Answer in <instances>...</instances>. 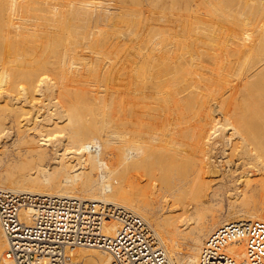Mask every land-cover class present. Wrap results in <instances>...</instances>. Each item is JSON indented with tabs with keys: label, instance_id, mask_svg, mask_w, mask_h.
Listing matches in <instances>:
<instances>
[{
	"label": "bare ground",
	"instance_id": "1",
	"mask_svg": "<svg viewBox=\"0 0 264 264\" xmlns=\"http://www.w3.org/2000/svg\"><path fill=\"white\" fill-rule=\"evenodd\" d=\"M79 48L116 61L88 62ZM81 63L115 91L83 86ZM235 157L242 172L228 168ZM3 189L130 210L167 264H197L233 211L235 222L264 221L262 0H0ZM118 225L106 221L104 234ZM6 248L0 224V260ZM227 249L247 264L242 237ZM68 255L117 264L98 244Z\"/></svg>",
	"mask_w": 264,
	"mask_h": 264
},
{
	"label": "built area",
	"instance_id": "2",
	"mask_svg": "<svg viewBox=\"0 0 264 264\" xmlns=\"http://www.w3.org/2000/svg\"><path fill=\"white\" fill-rule=\"evenodd\" d=\"M119 225L113 236L106 221ZM0 224L7 240L0 264H67L80 245L110 249L117 264H167L164 248L153 239L141 216L101 201L0 190ZM243 238L247 264H264V221L233 222L205 241L197 264H241L227 246Z\"/></svg>",
	"mask_w": 264,
	"mask_h": 264
},
{
	"label": "rangeland",
	"instance_id": "3",
	"mask_svg": "<svg viewBox=\"0 0 264 264\" xmlns=\"http://www.w3.org/2000/svg\"><path fill=\"white\" fill-rule=\"evenodd\" d=\"M165 1V0H164ZM262 2H263V6H264V0H262ZM159 10V9H158ZM73 44V43H72ZM75 46H78V45H75ZM74 46V47H75ZM78 48V47H77ZM76 48V49H77ZM80 49V48H79ZM82 49H80L79 50V53L81 52V54H82V58H84L86 61H88V62H91L92 60L94 61L95 59L97 60H99V62L102 64L103 62L104 63H106L107 65H109V64H114V62L116 61V54H117V52H113L112 53V55L114 56L113 58L111 57L112 55H110V57H108V56H105V55H101V56H103L102 58H104L103 60H102V58H97L98 56H96V54L95 53H93L94 51H92V53L90 52L91 51V49L90 48H85V50L83 49V51H81ZM89 50V51H88ZM114 50V49H113ZM86 51V52H85ZM90 54H89V53ZM80 54V55H81ZM85 54V55H84ZM89 57H88V56ZM76 57H77V59L75 58L74 60L76 61V63H78V62H81V61H84L85 62V60L83 59V60H81L80 58L81 57H79V56H77V55H75ZM86 57V58H85ZM88 57V58H87ZM110 58V60L111 59H113V60H109V59H107V58ZM107 59V60H106ZM102 60V61H101ZM106 62H105V61ZM110 61V62H109ZM109 63V64H108ZM105 64V65H106ZM82 65V63L81 64H77L76 65V67H74V69L75 70H77L78 68H79V71H80V77L79 78H82L81 79V82L83 83V86H86V87H89L90 89L92 88V89H94V90H96V88H102L103 90H105V91H110L111 92V89H112V91H115V90H113V89H115V87L114 88H112L113 87V83H110V82H108L107 80L105 81V80H101L100 79V77H98V75H96V73L95 72H90L89 70H87L85 67H82L81 66ZM80 68H81V70H80ZM85 68V69H84ZM85 73V74H84ZM88 75V76H87ZM83 76H84V78H83ZM95 80V81H94ZM86 82V83H85ZM88 82V83H87ZM99 82V83H98ZM109 83V85H107L108 83ZM102 83V84H101ZM87 84V85H86ZM97 84V85H96ZM102 85V86H100V85ZM105 85H106V87H105ZM110 85L112 86V87H110ZM98 86V87H97ZM109 86V87H108ZM115 86V85H114ZM104 87L106 88V89H104ZM110 88V89H109ZM86 90V88H84L81 92H82V95H83V97H84V99H86L87 97L86 96H88V92H86L85 91ZM83 91H84V93L86 94H84L83 93ZM85 95V96H84ZM114 98V96L113 97H110V100H108V101H106V103H104V104H107V106H108V108H109V111H111V112H113V111H116L118 108H116V106L118 105V104H115V106H113L114 105V102H115V99H113ZM88 99V98H87ZM117 100V99H116ZM83 101V102H82ZM89 100H87V102H88ZM79 102H81L85 107H87V105H88V103H85V100H80ZM107 102H113V104H109V103H107ZM109 104V105H108ZM103 107H104V111H105V114L107 113V115H111V112H109L108 111V108L105 106V105H103ZM115 107V108H114ZM105 108H106V110H105ZM118 111V110H117ZM87 112V111H86ZM109 112V113H108ZM83 114V113H82ZM113 114V113H112ZM116 114V113H115ZM109 115V116H110ZM114 115V114H113ZM113 115H111V117L113 116ZM117 115V114H116ZM83 116V115H82ZM86 116H83V118H85ZM114 117V116H113ZM116 118V117H115ZM89 119V118H88ZM82 120H85V119H82ZM88 121V120H87ZM228 127H226L225 129H224V131L225 130H228L227 129ZM64 132H67V131H63L62 132V134H66V133H64ZM64 138H65V136L63 135V137H62V139L64 140ZM239 157H235V161L232 163V164H230V166H228V168H233V170H235L236 172H242V167H241V165H239V167H238V164H237V161H239ZM262 174H263V172H262ZM233 188H235V186L233 187ZM255 197H257V194H256V189H249L245 194H244V199H245V201H251V200H253ZM197 205H198V203H197ZM202 210H205L204 208H202ZM207 210V209H206ZM206 212V211H205ZM206 213H209V212H206ZM210 214V213H209ZM183 216L185 215V214H182ZM181 215V216H182ZM180 216V217H181ZM182 216V217H183ZM206 218V220H207V222L208 221H212V220H208V219H211L210 217H209V215L208 214H206V216H205ZM207 217H209V218H207ZM229 218H223V220L224 221H226L228 224L230 223V221H231V223H233V221L235 222L236 221V219H237V213L235 212V211H233V212H231L230 214H229V216H228ZM230 219V220H229ZM223 220H221V226H223V225H225L226 223H224V221ZM229 222H228V221ZM209 222V223H210ZM230 223V224H231ZM206 224H208V223H206ZM225 227V226H224Z\"/></svg>",
	"mask_w": 264,
	"mask_h": 264
}]
</instances>
